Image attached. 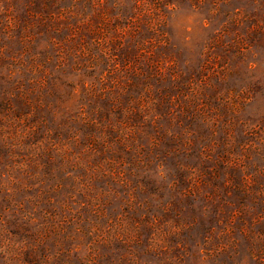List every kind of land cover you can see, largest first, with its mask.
Instances as JSON below:
<instances>
[{
	"label": "rangeland",
	"instance_id": "rangeland-1",
	"mask_svg": "<svg viewBox=\"0 0 264 264\" xmlns=\"http://www.w3.org/2000/svg\"><path fill=\"white\" fill-rule=\"evenodd\" d=\"M0 264H264V0H0Z\"/></svg>",
	"mask_w": 264,
	"mask_h": 264
}]
</instances>
